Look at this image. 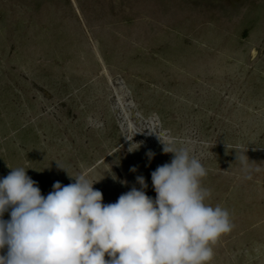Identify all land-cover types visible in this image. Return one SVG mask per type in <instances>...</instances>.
Wrapping results in <instances>:
<instances>
[{
  "label": "rangeland",
  "instance_id": "rangeland-1",
  "mask_svg": "<svg viewBox=\"0 0 264 264\" xmlns=\"http://www.w3.org/2000/svg\"><path fill=\"white\" fill-rule=\"evenodd\" d=\"M158 137L229 212L209 264H264V0H0V177L46 196L74 183L60 164L105 204L137 176L154 199Z\"/></svg>",
  "mask_w": 264,
  "mask_h": 264
},
{
  "label": "clouds",
  "instance_id": "clouds-1",
  "mask_svg": "<svg viewBox=\"0 0 264 264\" xmlns=\"http://www.w3.org/2000/svg\"><path fill=\"white\" fill-rule=\"evenodd\" d=\"M159 139L173 158L151 173L154 199L137 176L139 188L105 204L96 183L58 163L74 183L56 182L46 196L23 167L0 177V264H209L212 246L231 231L229 212L207 203L201 160ZM236 156L246 168L247 155Z\"/></svg>",
  "mask_w": 264,
  "mask_h": 264
}]
</instances>
